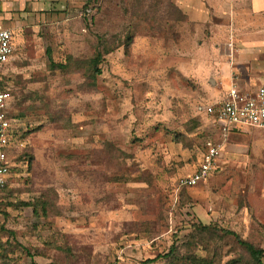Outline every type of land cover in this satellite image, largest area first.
<instances>
[{
  "label": "rangeland",
  "instance_id": "rangeland-1",
  "mask_svg": "<svg viewBox=\"0 0 264 264\" xmlns=\"http://www.w3.org/2000/svg\"><path fill=\"white\" fill-rule=\"evenodd\" d=\"M45 1L1 77L18 133L0 264H250L221 231L264 249V133L232 145L203 110L226 98L223 65L247 71L250 91L264 85V12L248 0H200L196 19L194 0ZM207 142L221 146L216 170L179 188Z\"/></svg>",
  "mask_w": 264,
  "mask_h": 264
},
{
  "label": "built area",
  "instance_id": "built-area-1",
  "mask_svg": "<svg viewBox=\"0 0 264 264\" xmlns=\"http://www.w3.org/2000/svg\"><path fill=\"white\" fill-rule=\"evenodd\" d=\"M12 41L13 33L0 25V193L9 182L12 161L8 151L13 148V137L18 133L15 120L10 114L12 95L1 78L14 55ZM203 111L212 118L217 132L224 138L232 127L257 129L264 133V87L247 94L238 86L232 85L224 100L204 108ZM220 147L207 142L198 167L191 175L181 178L178 187L194 188L205 183L216 168Z\"/></svg>",
  "mask_w": 264,
  "mask_h": 264
},
{
  "label": "crops",
  "instance_id": "crops-1",
  "mask_svg": "<svg viewBox=\"0 0 264 264\" xmlns=\"http://www.w3.org/2000/svg\"><path fill=\"white\" fill-rule=\"evenodd\" d=\"M226 2H228V4H224V6H222V2L221 0L216 1V6L217 7H223V8H230L231 5L229 4V2L231 0H225ZM249 3V11L253 14H258V13H262L264 12V0H248ZM201 5V1L200 0H194L189 2V5L184 7L185 13L189 16L192 17L194 19H196L195 16H204L205 13L201 12L199 13L197 11V7H200ZM52 7V2L48 1V3H46V1L44 0L43 2L40 0V2H38V0H0V25L3 26L6 29H9L12 33H13V47H14V52H15V32H21L23 31L24 27L27 25V18L29 17H33L35 15L37 16H41L43 12L50 10ZM193 7H196L195 11L193 10ZM181 8V6H180ZM221 9V8H220ZM224 47V45L222 46ZM222 52H224V54L229 53V49L223 50L221 49ZM221 53V51H220ZM11 62V61H10ZM9 62V63H10ZM230 70L231 68L228 67ZM221 71H219L220 73L217 75V78L223 81V83L225 82V86H227L226 88H229L232 85H236V86H246L245 89L243 90L241 89V87L239 86V88L244 91L247 94H252L253 91H250L249 88L247 87V71L245 74L246 77H244L242 80H240L239 77L236 76V73H233V71H227V66L223 65L222 69H220ZM233 70V69H232ZM236 70H238V68H236ZM222 73V77L219 76ZM243 74V75H244ZM225 75L227 76L226 80L222 79L225 77ZM5 86V84H4ZM262 87H264V85H262ZM205 113V112H204ZM206 115V114H205ZM206 117H208L211 122L212 125L215 127L216 131L217 128L214 124V121L212 120V118H210L209 116L206 115ZM248 130H256L261 132L260 130L257 129H251V128H243V127H232L227 135V138L229 140V142L235 143V141L241 140V141H245L247 140V133ZM263 133V132H261ZM220 156V154H219ZM219 159V157H218ZM217 159V160H218ZM216 170V168H215ZM214 170V171H215ZM191 175V174H190ZM212 175V174H211ZM210 175V177H211ZM189 176V175H188ZM198 186V185H197ZM2 193V192H1ZM0 193V195H1Z\"/></svg>",
  "mask_w": 264,
  "mask_h": 264
},
{
  "label": "trees",
  "instance_id": "trees-1",
  "mask_svg": "<svg viewBox=\"0 0 264 264\" xmlns=\"http://www.w3.org/2000/svg\"><path fill=\"white\" fill-rule=\"evenodd\" d=\"M102 61V54L100 52L96 53V56L91 59L89 61V70L90 72H92L93 76L99 75L100 74V69H98V65L101 63ZM12 119H15L16 117L11 116ZM17 134L14 135L13 137V141L15 139V137ZM14 148V147H13ZM13 148H11L8 152L11 154L13 151ZM27 156V155H26ZM27 158V157H25ZM31 161V158H29V161L26 162V160L24 159V163L26 165H29V162ZM13 170V166L10 170V172ZM9 186V182L5 185V187L3 188L2 192L6 191L7 188ZM184 189V188H182ZM38 205H40L39 203H37ZM37 204L36 206H34L33 204H25L24 206L26 207H32L33 213L38 216V211H37ZM41 207V205H40ZM43 209V208H42ZM44 210V209H43ZM208 228L203 227V231H207ZM223 235H230L232 236L238 245H240L241 248L244 249V251L247 253V255L250 258L251 263L250 264H262V259L264 257V249H260L257 248L255 246H253L252 244L245 242L243 240H241L235 233L230 232V231H221ZM186 260L188 261V264H212V262L208 261L206 258H200V257H196V256H191V257H186ZM226 264H240V261L238 260H231Z\"/></svg>",
  "mask_w": 264,
  "mask_h": 264
}]
</instances>
